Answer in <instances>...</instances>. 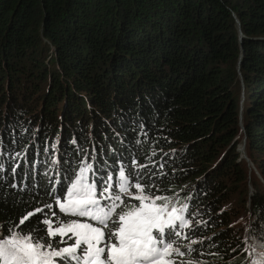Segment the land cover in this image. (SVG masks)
Returning a JSON list of instances; mask_svg holds the SVG:
<instances>
[{
    "label": "trees",
    "instance_id": "obj_1",
    "mask_svg": "<svg viewBox=\"0 0 264 264\" xmlns=\"http://www.w3.org/2000/svg\"><path fill=\"white\" fill-rule=\"evenodd\" d=\"M0 164L5 238L70 245L43 221L99 225L57 198L81 168L97 196L123 169L190 221L169 241L177 264H249L245 228L264 237V0H0ZM122 198L117 212L139 206Z\"/></svg>",
    "mask_w": 264,
    "mask_h": 264
},
{
    "label": "snow or ice",
    "instance_id": "obj_2",
    "mask_svg": "<svg viewBox=\"0 0 264 264\" xmlns=\"http://www.w3.org/2000/svg\"><path fill=\"white\" fill-rule=\"evenodd\" d=\"M87 170L80 169L63 202L57 198L56 203L62 212L89 217L99 226L73 221L53 227V221L44 220L49 237H64L69 233L75 237L72 245L58 250L52 249L51 244L33 242L31 235L22 238L12 232L7 238L0 237V264H57L53 258H61L68 264L72 261L76 264H177L174 257H182L185 252L169 241L180 236L179 230L189 227L190 221L179 215L175 208L165 216L168 205L157 202L167 198L146 194L139 182L130 184L123 169L119 172L118 190L113 191V185L108 183L97 196L96 184L87 182ZM0 171H3L2 164ZM132 188L138 192L133 194ZM123 196L139 201V206L117 212L124 205ZM102 200H110L111 205L102 207ZM37 212H43V209L27 213L20 223ZM181 264L193 262L182 261ZM253 264H264V258Z\"/></svg>",
    "mask_w": 264,
    "mask_h": 264
},
{
    "label": "rangeland",
    "instance_id": "obj_3",
    "mask_svg": "<svg viewBox=\"0 0 264 264\" xmlns=\"http://www.w3.org/2000/svg\"><path fill=\"white\" fill-rule=\"evenodd\" d=\"M238 85L239 86L236 88H237V91H238V89L240 90V93H238V94L242 98L243 97V89H244L243 81L238 83ZM239 139H240V144L238 146V151L240 152V155H241L239 161H242V163H244L246 165V167L248 169L247 173L249 174V177H251L253 175L256 177V179L260 180L262 178L260 171H259L257 165L254 163V161L248 155V151L246 148L245 136L241 135ZM248 186H249V191L252 194L253 187L251 185L250 179L248 180ZM137 192H138V190H136V193ZM249 197H250V195H248L245 200L249 201ZM233 202H234V205H238V209H239L238 210L239 214L236 216L237 226H240L243 228H245V226L248 227L250 222H251L250 217L252 216L251 213H249V211L247 210L248 206H249L248 203H247L246 207H243L241 209V203L239 202V197H236V199ZM157 203L162 204L159 201ZM168 212H171V209H169V208L166 209L165 216H167ZM173 215H174V213H173ZM245 229H247L246 249H247V255L249 258V264H253L254 261H260L262 258H264V237L261 240L259 238V236L251 234V230H249L248 228H245ZM2 230H3L2 225L0 223V237L5 238L3 233H2ZM17 235L21 236L22 238L24 237V235H21V234H17ZM67 236L71 237L70 239H68L67 242L73 241V243H74L75 237H72L71 233H69ZM62 238H66V236H64ZM73 243H71L70 245H72ZM70 245H67V246H70ZM53 259L56 260V258H53Z\"/></svg>",
    "mask_w": 264,
    "mask_h": 264
}]
</instances>
